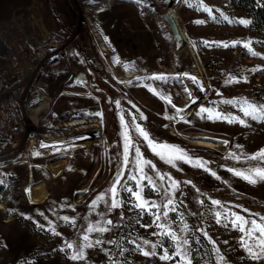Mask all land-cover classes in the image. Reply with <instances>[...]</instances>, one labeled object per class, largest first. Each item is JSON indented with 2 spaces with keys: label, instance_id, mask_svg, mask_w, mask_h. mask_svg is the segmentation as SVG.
I'll return each mask as SVG.
<instances>
[{
  "label": "rangeland",
  "instance_id": "obj_1",
  "mask_svg": "<svg viewBox=\"0 0 264 264\" xmlns=\"http://www.w3.org/2000/svg\"><path fill=\"white\" fill-rule=\"evenodd\" d=\"M142 1L143 4L136 0H112L103 5L102 0H0V25L6 21L24 25L15 27L8 40L28 36L29 41V47L10 41L19 55L0 50V82L5 81L0 85L2 90L15 85L19 77V74L9 76L8 67L21 64L23 71L31 74L40 65L41 46L45 43L41 26L54 34L51 35L53 40L61 41L60 45L52 44L47 49L57 50L60 46V55L43 63V71L33 81L25 99V104L32 99L27 116L33 128L26 132L23 114L20 115L22 108L16 106L18 93H10L15 99L12 113L8 103L0 105L1 134L12 138V145L20 147L17 162L0 166L3 183V187L0 183V264H177L179 257L160 259L164 249L169 250L170 256L173 254V243L162 234L165 228L157 227V223H164L180 236L187 237L191 250L192 234L199 237L203 249L191 251L192 264H221L219 256H223L227 264H264V259L253 260L249 256L241 243L242 237L245 240L247 237L230 223L233 213L257 221L264 217V182L250 184L229 171L234 169L247 174L250 169L264 168V161L248 159L264 150V122L244 117L238 103H223L247 99L264 104L262 26L255 25L245 9L229 0H188V3L182 0L179 23L194 42L205 69L201 74L203 78L193 82L190 77L199 75L191 70L195 60L186 53H178L163 16L170 3ZM198 3L200 10L196 7ZM95 6H99L96 11ZM203 6L210 7L217 19L213 20ZM221 13L229 20L243 18L251 23L247 26L229 23ZM95 23L114 43L122 58L129 61L143 57L146 63L153 64V70L169 78L167 83L157 79L156 84L170 93V109L177 113L174 119L164 116L167 99L161 96L166 97L167 93L157 94L138 79L127 77L133 72L118 71L96 35ZM224 43L229 46L224 47ZM245 44L249 48H245ZM249 49L261 55H252ZM233 78L240 82H227ZM7 80L12 82L6 83ZM1 93L6 94V91ZM38 94L41 99L35 101ZM201 108L239 116L246 120L247 126L210 120L207 113H200ZM141 114L146 119H141ZM88 115L100 117L97 128L87 129L91 132L89 135L86 132L69 144L75 136L60 133L59 138L66 141L62 145H49L51 141L44 143L46 146L40 150L33 149L39 144L36 140L42 132L55 130L62 123L70 125L71 121L77 122L70 125L75 127L80 122L79 117ZM122 116L129 136L139 149L141 161H150L154 167L138 164L134 148L125 164ZM136 125L144 128L156 142L176 145L193 160L206 162L210 171L183 160H177L175 166L166 163L137 133ZM84 138H90L87 144ZM25 149L28 157L23 160L21 155ZM140 167L157 186L168 188L172 181L179 182L170 190L175 210L169 211L166 221L154 222L152 212L160 211L162 215L167 209L141 211L135 207L136 197L124 191L125 187L140 191L147 201L162 204L163 192L158 193L146 179L137 187L142 175ZM157 173L163 174L165 179L161 181ZM117 174L121 176L117 199L122 207L109 209L104 200L110 201L109 189ZM133 176L137 179H132ZM37 183H44L47 189V196L40 201L26 193L31 184ZM101 195L104 200L97 199ZM212 200L220 201L224 207L213 205ZM218 211L222 213L220 223L215 215ZM223 213L228 214V219L223 218ZM65 216L69 221L63 219ZM107 220L113 224L106 225ZM185 224L191 231H181ZM94 225L111 230L103 234L88 233L87 228ZM84 235L92 242L99 239L105 243L86 248V260L73 261L72 250L67 248L66 242L74 246L83 244ZM201 237L211 250L213 262ZM145 240L150 244H144ZM137 244L145 251L151 250V244L157 245L156 255L144 256L137 250ZM216 248H219V256Z\"/></svg>",
  "mask_w": 264,
  "mask_h": 264
},
{
  "label": "snow or ice",
  "instance_id": "obj_2",
  "mask_svg": "<svg viewBox=\"0 0 264 264\" xmlns=\"http://www.w3.org/2000/svg\"><path fill=\"white\" fill-rule=\"evenodd\" d=\"M137 3H140L141 0H136ZM185 3H188V0H185ZM191 7L192 5L189 4ZM197 10H200L201 4L198 3L196 5ZM203 10L211 16L213 20H216L217 17L215 15H212V9L208 6H203ZM221 16L224 20L228 21L229 23L237 22L240 24H243L247 26L248 24L251 23L250 20H246L241 18L238 21H232L229 20V17L221 13ZM196 23H204V21H196ZM224 47H228L229 45L227 43L223 44ZM245 48H249L248 44L244 45ZM251 52V49H249ZM252 55H261L260 53L256 52H251ZM119 62V61H117ZM259 69H253V71H256ZM187 75V74H184ZM151 79H158L161 80L165 83H167L168 78L166 77L165 74H159L155 77H150ZM190 79L193 80V82H197L196 77H190ZM228 83L236 82L239 83L240 81L233 78L232 80L227 81ZM159 94V93H157ZM161 99H167V102L169 104L172 103L170 97H164L161 96ZM196 101L193 100V103ZM118 103V102H117ZM225 104H239L240 106V111H242L244 117H250L252 120L256 121H261L264 122V104H256L254 102H250L247 99H244L243 101H231V100H225L223 101ZM173 107H175L173 105ZM200 113H207V118L210 120H224L228 123H240L244 124L247 126V122L244 119H241L239 116H234L232 114H225L223 112L216 111L215 109H208V108H201ZM99 115V113H98ZM141 119H146V117L141 114ZM169 118H174V117H169ZM135 119V117L133 118ZM122 122L124 123V128L125 131L123 133L124 138H125V145H124V154H125V164L128 163L129 159V153L131 149H135V154L137 158V162L143 163L144 165H147L149 168L154 167L150 161H141V154L139 152V149L135 147L134 141H132L131 137L129 136V130H128V125L127 122H124L123 116L121 117ZM136 130L137 133L143 137L145 141L148 142L149 146L152 148L153 152H155L156 155L160 156L161 159L165 160L166 163L171 164L175 166V162L177 160H183L186 163H191L195 167H200L204 168L205 171H210L206 167V162H203L201 160H193L188 154L181 148H179L176 145H168V144H162L158 143L154 140V138H150L149 133L142 128L140 125H136ZM225 144L228 142L225 141ZM42 147H45L46 145H41ZM239 147V146H238ZM167 150V151H165ZM39 155V153H37ZM233 157L236 159H239L238 157H235V154H233ZM248 159L251 160H261L264 161V150H261L260 152L248 157ZM140 173L142 174L140 179L137 180V187H141V181L142 180H147L148 185H151L158 193L161 191L164 194V201L162 204H156L155 202H149L147 201L142 195L140 191H133L131 188H124V191L130 192L132 195H134L137 199V203L135 207L137 209H140L141 211L148 210L151 211L153 208L155 209H167V211H163L162 215L160 211L152 212V215L155 217L154 222H160V221H166L169 211H174L175 210V205H174V200L172 197V192L170 190H174L178 183L177 181H172V183L169 185L168 188H163L161 186H157L155 181H153L151 176H148L146 173H144L143 167L139 168ZM229 171L233 172L234 175L240 176L242 179L246 180L250 184H256L257 182H264V168H255V169H250L248 173L246 174L245 172L234 170V169H229ZM213 176H216L215 172H211ZM159 176V179L163 181L165 179V176L163 174L157 173ZM219 179V177H216ZM132 179L136 180L137 178L135 176L132 177ZM2 183V181H0ZM121 183V176L120 174H117V179L114 181L113 187L109 189V192L111 193V198L109 200H104V196L101 195L97 197L98 200H104V202L108 205L109 209H114V208H119L122 207V204L119 199H117L119 193L117 192V186L120 185ZM203 203V202H201ZM213 205H217L220 208H223V204L218 201V200H212ZM247 211V210H245ZM217 217V223L221 222V217L222 213L221 212H216L215 213ZM233 219H231L230 223L236 227L241 233L244 234V236L247 237V240H245L243 237L241 239V243L245 250L248 252L249 256L253 260H261L264 259V217H260V220H254V219H247L243 216H240L239 214H232ZM223 218L228 219V214L223 213ZM65 221H69V217L65 216L63 217ZM113 222L111 220L106 221V225H112ZM151 225H146V227H150ZM227 227V225H225ZM157 227H162L165 228V231L162 233L163 235H166L170 238V240L173 243V249H172V255H169V250L164 249L163 254L160 256V259L162 260H175L176 257H179L180 259L177 261V264H192V256H191V247L189 244V239L184 236H180L177 232L172 230L171 228H168L165 226L164 223H157ZM111 229L107 226H99V225H94L90 226L87 228L88 233L92 232H99L101 234L110 231ZM181 231H191L189 226L187 224L184 225V228ZM257 233H259L257 235ZM59 235V233H55ZM204 235L209 239L210 242L215 244V241L212 240L211 237L208 236L207 232H204ZM83 241L85 243L83 244H77L73 245L72 243H67V248L72 250V255L71 259L73 261H80V260H86V254H85V249L86 248H93L96 246H100L105 243V241L102 240H95L94 242L90 241L88 235L83 236ZM249 241H252L251 244H249ZM107 243H116L115 241H107ZM135 243V241H133ZM144 244H150L149 241L145 240ZM157 245L151 244V250L150 251H145L141 248L139 244L136 245L137 250H140L144 256H154L156 255V249ZM216 252L219 256V248H216ZM219 261L221 264H227L225 258L223 256H219Z\"/></svg>",
  "mask_w": 264,
  "mask_h": 264
},
{
  "label": "bare ground",
  "instance_id": "obj_3",
  "mask_svg": "<svg viewBox=\"0 0 264 264\" xmlns=\"http://www.w3.org/2000/svg\"><path fill=\"white\" fill-rule=\"evenodd\" d=\"M110 1H112V0H102V3H103V5L105 3L109 4ZM173 2H174V4L171 6V4ZM141 3L143 4L142 0H141ZM181 3H182V0H171L170 7L167 10V12H169L170 14H172L175 17V19L177 20L180 27H181V25L179 23L178 12H179V9L181 7ZM97 8H99V6L93 7L94 11H96ZM1 24L2 25H0V50L4 51L6 53H10V55L18 54V52L16 53V50L13 48V45L12 44L10 45V41L12 43H14L15 45H17V44L19 45V43H20V45H22L24 47L29 42V41H27L28 36L18 37V38L17 37H11V40H8V37L11 36L10 32L12 30H14L15 27H17V26L22 27L24 25L19 23L18 21L17 22L15 21L14 23H11L10 21H6V22H2ZM41 27H43L42 30H43L44 34L43 33L42 34H43V37H44L43 40L45 43L42 44L40 42L42 44L41 48H43L41 55H40V65H38V67L31 74H29L26 70L23 71L24 67L20 66L21 64H17L16 66L12 65V66L8 67L9 76H13V74L14 75L19 74L18 75L19 77L16 79L15 85H11L10 87H8V89H5L6 87H4V88L2 87L3 90L0 88V105L2 104L5 106L8 103L9 104L8 107L10 109H11V105H15V101H13L14 95L10 96V93L16 92L15 93L16 95L18 93V97H20V98L18 100V104L16 103V106H20V108H22L23 113H20V115L23 114L24 122L26 125V132L28 131V129L30 130L31 128H33V126H30V123L28 121L29 117L27 116L28 115V106L30 105L29 102L32 99L29 100L27 102V104H25V99H27V96L30 93L31 87L33 86V81L43 71V63L47 62L48 60H51L54 57H59V55H60V46L58 47L57 50L54 49V50L50 51V49L49 50H47V49L50 48L49 46L52 44L56 45V46L60 45L61 41L60 40H58V41L53 40L51 35H54V34L50 30H48L45 26H41ZM181 30H182L184 38H182V40L179 42L175 41L176 45H177V51L179 54L186 53L187 55H189L191 58H193L195 60V64L192 66L193 69H191V70H193L194 73H198L199 75L194 76V77L203 78L201 74L205 73V69L202 65L201 56H200L194 42L190 39L188 34L183 30V28H181ZM26 32H27V30H26ZM95 32H96V35L99 38V40L102 41V43L104 45L103 49L111 57V60L113 63H115V67L118 68V71L126 70L128 72H133V75L131 74L130 76H127V77L132 76L133 79H138L142 85L149 87L154 92L162 93L163 95H164V93H167L164 89L162 91L161 85L156 84L157 79H151L150 78V77H155V76L161 74V73H158V70H153L151 68L153 66L152 63H146V59H144L143 57H138V59H133V60H129V61L122 58V56L117 52L115 46L113 45L114 43L112 44V42L110 41L109 37H107V35L103 31V29L99 25H97L96 23H95ZM18 40L20 42H18ZM30 41L32 43V40H30ZM56 41L58 42V44L55 43ZM44 48H45V50H44ZM29 53L31 55V54H33V51L31 50V51H29ZM117 61H119V62H117ZM21 73H24V75H21ZM122 73H123V71H122ZM129 74L130 73H128L127 75H129ZM2 80H3V78H2ZM9 80H11V79H9ZM9 80H7L6 83L12 82ZM2 83H5V81H3ZM2 83L0 82V85ZM40 88H42V87H40ZM203 89H206V87H204ZM3 91H6V94L1 93ZM35 97H37L36 99H34L35 101L41 99L40 94L35 95ZM166 97L171 98L170 93H167ZM9 100H10V102H9ZM44 104H45V102H44ZM166 104H167V107H166L167 112L164 114V116L169 118V117H173V116L177 115V113L173 112L172 109H170L171 106L167 101H166ZM12 112H13V110L11 109L10 113H12ZM99 118L100 117H98L97 115H94V116L88 115L87 117H79V119H78V121H80L79 124L76 125L75 127H72V128L70 125H74L77 122L75 123V121L74 122L71 121L70 125L68 123L59 124L56 126L55 130L50 129L48 131L46 130L45 132H42V135L40 134L36 141H37V143L39 142V144L44 145V143H48V142L53 141L54 139L59 138V136L57 134L63 133V134H69V135L75 136V137H72L71 140L68 142L70 144L71 141H77L78 139H80L79 138L80 135H84L86 132L89 135L91 133L89 131L91 128H93V127L97 128L99 125V123H98ZM43 121L44 120H41L40 123L43 124ZM36 127H38V125ZM82 129H85V130L82 131ZM87 129H89V130H87ZM11 134L12 133L10 132V135ZM4 136L5 135L1 134V131H0V166L17 162L16 155L20 151V147H15L14 145H12L13 144V142H11L12 138H5ZM89 140H90V138L85 139L84 143L87 144L89 142ZM39 144L36 145L33 149L34 150H40V147H42V146H39ZM49 145H51V144H49ZM27 157H28V152L25 149V151H23V154L21 155V158L23 160H26ZM56 166H58V165H56ZM26 193L29 197H35V199H36L35 201H40L47 196V189H46V186L44 183L31 184L30 188L26 189Z\"/></svg>",
  "mask_w": 264,
  "mask_h": 264
},
{
  "label": "trees",
  "instance_id": "obj_4",
  "mask_svg": "<svg viewBox=\"0 0 264 264\" xmlns=\"http://www.w3.org/2000/svg\"><path fill=\"white\" fill-rule=\"evenodd\" d=\"M235 3L237 6L245 9L247 13L251 16L252 21L255 25L262 26L261 29V39L263 40L264 45V0H229ZM3 187V183L1 184ZM198 236L196 234H192V252L201 251L203 249V242H199ZM202 241L207 247V251L209 254V259L213 262V257L209 246L207 245L206 241L201 237ZM197 248V249H195Z\"/></svg>",
  "mask_w": 264,
  "mask_h": 264
},
{
  "label": "water",
  "instance_id": "obj_5",
  "mask_svg": "<svg viewBox=\"0 0 264 264\" xmlns=\"http://www.w3.org/2000/svg\"><path fill=\"white\" fill-rule=\"evenodd\" d=\"M165 1L168 3L171 2V0H165ZM163 16L170 26V29L172 31V34H173L175 41L176 42L181 41L182 38H184V36H183L182 30H181V27L179 26L175 17L172 14H170L169 12H165L163 14ZM64 142H66V141H63L62 139L57 138L51 142V145H62Z\"/></svg>",
  "mask_w": 264,
  "mask_h": 264
}]
</instances>
